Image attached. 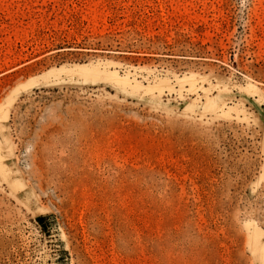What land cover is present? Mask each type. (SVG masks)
Here are the masks:
<instances>
[{
  "label": "rangeland",
  "instance_id": "1",
  "mask_svg": "<svg viewBox=\"0 0 264 264\" xmlns=\"http://www.w3.org/2000/svg\"><path fill=\"white\" fill-rule=\"evenodd\" d=\"M192 224L264 264V0H0V264H213Z\"/></svg>",
  "mask_w": 264,
  "mask_h": 264
},
{
  "label": "trees",
  "instance_id": "2",
  "mask_svg": "<svg viewBox=\"0 0 264 264\" xmlns=\"http://www.w3.org/2000/svg\"><path fill=\"white\" fill-rule=\"evenodd\" d=\"M208 161H206V164ZM204 181L210 182V178H206L204 175L201 177ZM201 185V183H200ZM210 185V184H209ZM220 191L214 195L213 199L208 201H194L190 200L188 203L183 202L182 211L188 210V218H190L191 222H194L195 224L199 223L204 225L202 221L199 220V216L201 213H204L207 218L213 222L217 219L218 223L224 222L226 219V216L228 212H231L232 214L235 213V211L238 209L239 201L241 200V196L245 192V185L244 184H238L237 187H233L234 189L231 190V195L225 196L223 195V190L226 189V185L219 186ZM250 190H248L249 192ZM180 215V210L177 213V217ZM176 216L173 218H170V238L162 241L161 245L167 241L169 244L172 245H180L186 242V236H188V232L184 233L179 228L180 226V220L177 219ZM38 222L44 226L45 221L47 220L46 216H39L37 218ZM191 224V223H190ZM195 224H192V230L190 236L192 239L198 238L202 245H204L206 257L207 259L213 263L216 264L217 261L219 262V256L223 257V247L220 246L218 239H213L210 235L207 234L206 230L203 232H198V227L195 226ZM225 223H223L224 225ZM226 226V225H225ZM213 228H217L216 224H213ZM45 228V227H44ZM183 227L182 229H184ZM47 230V229H45ZM45 232H48L45 231ZM147 235H149L148 230H146ZM158 235L154 234L151 236V240L147 241L148 245H152L153 243H158ZM220 238V236H219ZM233 250H237L236 243L232 245ZM220 261L221 258H220Z\"/></svg>",
  "mask_w": 264,
  "mask_h": 264
},
{
  "label": "bare ground",
  "instance_id": "3",
  "mask_svg": "<svg viewBox=\"0 0 264 264\" xmlns=\"http://www.w3.org/2000/svg\"><path fill=\"white\" fill-rule=\"evenodd\" d=\"M119 74H118V72H113V76H118Z\"/></svg>",
  "mask_w": 264,
  "mask_h": 264
}]
</instances>
